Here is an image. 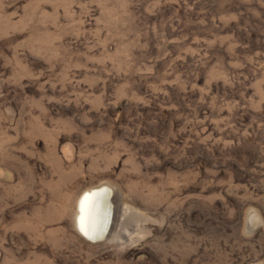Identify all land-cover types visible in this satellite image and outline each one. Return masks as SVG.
<instances>
[{
  "label": "rangeland",
  "instance_id": "1",
  "mask_svg": "<svg viewBox=\"0 0 264 264\" xmlns=\"http://www.w3.org/2000/svg\"><path fill=\"white\" fill-rule=\"evenodd\" d=\"M0 264H264V0H0Z\"/></svg>",
  "mask_w": 264,
  "mask_h": 264
},
{
  "label": "bare ground",
  "instance_id": "2",
  "mask_svg": "<svg viewBox=\"0 0 264 264\" xmlns=\"http://www.w3.org/2000/svg\"><path fill=\"white\" fill-rule=\"evenodd\" d=\"M87 197V199H85ZM113 199L105 188L84 192L77 203L76 229L88 240L104 238L114 219Z\"/></svg>",
  "mask_w": 264,
  "mask_h": 264
},
{
  "label": "snow or ice",
  "instance_id": "3",
  "mask_svg": "<svg viewBox=\"0 0 264 264\" xmlns=\"http://www.w3.org/2000/svg\"><path fill=\"white\" fill-rule=\"evenodd\" d=\"M85 199H87V197Z\"/></svg>",
  "mask_w": 264,
  "mask_h": 264
}]
</instances>
